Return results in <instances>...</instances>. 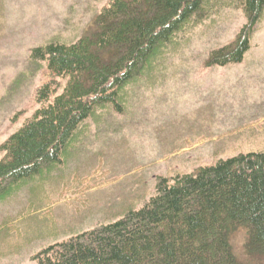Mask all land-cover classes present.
I'll list each match as a JSON object with an SVG mask.
<instances>
[{
  "label": "rangeland",
  "instance_id": "obj_1",
  "mask_svg": "<svg viewBox=\"0 0 264 264\" xmlns=\"http://www.w3.org/2000/svg\"><path fill=\"white\" fill-rule=\"evenodd\" d=\"M109 1L0 0V145L39 108L36 91L51 81L32 50L77 42ZM246 24L238 1L207 2L152 76L130 86L123 114L88 121L62 164L0 194V264H35L49 246L142 209L160 178L264 154V12L242 63L210 59ZM247 239L242 227L231 236L238 261L264 264L248 256Z\"/></svg>",
  "mask_w": 264,
  "mask_h": 264
},
{
  "label": "trees",
  "instance_id": "obj_2",
  "mask_svg": "<svg viewBox=\"0 0 264 264\" xmlns=\"http://www.w3.org/2000/svg\"><path fill=\"white\" fill-rule=\"evenodd\" d=\"M211 0H110L84 37L32 50L51 81L39 108L0 145V194L62 164L88 121L123 114L130 86L150 78L166 49ZM247 24L210 59L240 64L264 12V0H236ZM58 81L64 82L59 87ZM8 195V194H7ZM246 228L249 257H264V154H239L194 173L160 178L156 195L121 220L56 243L35 264H242L231 236Z\"/></svg>",
  "mask_w": 264,
  "mask_h": 264
}]
</instances>
